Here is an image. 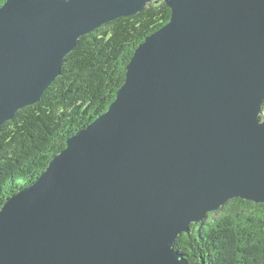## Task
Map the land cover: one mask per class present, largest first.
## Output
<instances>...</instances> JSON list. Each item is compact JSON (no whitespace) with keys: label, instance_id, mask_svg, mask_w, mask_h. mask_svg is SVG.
I'll list each match as a JSON object with an SVG mask.
<instances>
[{"label":"water","instance_id":"obj_1","mask_svg":"<svg viewBox=\"0 0 264 264\" xmlns=\"http://www.w3.org/2000/svg\"><path fill=\"white\" fill-rule=\"evenodd\" d=\"M157 0H6L0 127L84 35ZM107 111L0 208V264H187L191 225L264 203V0H163Z\"/></svg>","mask_w":264,"mask_h":264},{"label":"trees","instance_id":"obj_2","mask_svg":"<svg viewBox=\"0 0 264 264\" xmlns=\"http://www.w3.org/2000/svg\"><path fill=\"white\" fill-rule=\"evenodd\" d=\"M171 14L167 3L157 0L82 36L40 101L0 127V208L37 180L69 136L107 111L136 48ZM217 212L224 214L216 217ZM176 249L187 264H264V203L230 200L192 224Z\"/></svg>","mask_w":264,"mask_h":264},{"label":"rangeland","instance_id":"obj_3","mask_svg":"<svg viewBox=\"0 0 264 264\" xmlns=\"http://www.w3.org/2000/svg\"><path fill=\"white\" fill-rule=\"evenodd\" d=\"M222 213L224 214V212H217V214H216L215 216H216V217H217V216H220V215H222ZM215 216H214V217H215Z\"/></svg>","mask_w":264,"mask_h":264}]
</instances>
